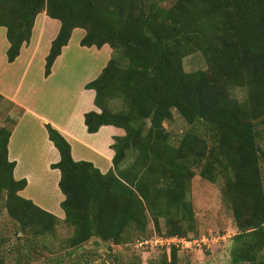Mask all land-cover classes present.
Returning a JSON list of instances; mask_svg holds the SVG:
<instances>
[{"label": "trees", "instance_id": "1", "mask_svg": "<svg viewBox=\"0 0 264 264\" xmlns=\"http://www.w3.org/2000/svg\"><path fill=\"white\" fill-rule=\"evenodd\" d=\"M43 12L60 22L46 77L76 29L86 32L82 47L113 50L86 85L100 112L85 114V124L90 134L103 126L125 131L114 138L113 169L104 174L75 161L69 142L46 126L60 153L52 168L61 173L64 223L73 230L67 249L127 244L128 230L144 235L150 222L158 236L188 237L195 231L189 193L198 173L224 182L223 201L238 230L232 263L264 264V0H0L9 63L31 41ZM195 53L207 69L189 73L184 59ZM234 88L245 89L246 98H234ZM174 111L189 125L178 146L165 127ZM10 136L0 129V204L35 252L59 219L19 194L27 181L14 178ZM166 251L162 264H179L177 249Z\"/></svg>", "mask_w": 264, "mask_h": 264}, {"label": "crops", "instance_id": "2", "mask_svg": "<svg viewBox=\"0 0 264 264\" xmlns=\"http://www.w3.org/2000/svg\"><path fill=\"white\" fill-rule=\"evenodd\" d=\"M49 20L46 12L37 17L31 41L22 47L20 56L13 63L7 59L6 29L0 27V95L3 102L11 106L7 121L15 123L9 128L8 144L9 161L16 163L14 178L27 181V187L19 194L65 219L61 208L65 196L59 188L61 173L52 168L60 161V153L49 140L46 126L51 125L69 142L75 161L91 162L104 174L113 166L115 152L111 147L114 138L125 136V131L103 126L97 133L90 134L85 124V114L100 112L94 103L95 91L87 89L86 85L99 76L112 58V49L107 56L105 48L108 45L102 49L91 47L92 50L81 47L80 42L86 34L84 30L77 44L72 45L74 31L51 75L46 77V58L60 30L58 24L51 25ZM50 26L56 29L49 30ZM74 49L85 51L96 60L105 59L106 63L99 72L96 70L94 78L85 77L90 70H85L86 67L82 70L83 77L76 75L81 67L72 61ZM67 57H70L69 61ZM98 65L95 64V68ZM3 127L7 128V125Z\"/></svg>", "mask_w": 264, "mask_h": 264}, {"label": "rangeland", "instance_id": "3", "mask_svg": "<svg viewBox=\"0 0 264 264\" xmlns=\"http://www.w3.org/2000/svg\"><path fill=\"white\" fill-rule=\"evenodd\" d=\"M171 4L168 3L166 6L170 7ZM49 21H51V25L58 24L60 26L56 20ZM53 29L56 27H49V30ZM83 33L84 31L81 29L75 30L72 45L77 44L78 38ZM84 48L92 50L89 47ZM105 50L108 56L111 48L108 47ZM74 52V57H71L72 61L81 67L79 74L76 73L78 77H83V69L86 67L85 70H90L84 76L94 78L96 70L99 72L101 66L106 63L103 57L101 60H96L94 56L80 49H74ZM69 59L70 57H67V61ZM95 64L99 65L95 68ZM184 68L189 73L206 70L207 63L200 53H195L184 59ZM231 92L233 97L240 101L246 98L245 89L234 88ZM120 106V101L112 104L114 109H119ZM10 111L11 106L1 101L0 128L7 125L9 129L15 124L7 121ZM165 127L175 146H178L182 137L189 130V125L177 111H174L173 120L167 122ZM223 185V181L212 184L201 178L198 173L193 178L189 199L195 212V231L186 237L184 243L177 249L179 264H233L230 250L233 245V237L238 233V230L231 210L223 201L221 192ZM56 217L58 218V216ZM58 219L59 225L55 234L46 238L42 237L36 244L35 252H31L26 237L20 233L18 224L8 216L3 201L0 204V259L3 260L2 264H17L18 260H21V263L18 264H162L164 254L167 252L166 248H155L152 245L139 246L140 241L152 240L158 235L152 222L149 223L144 235L137 236L133 229L128 230L127 235L132 238V241L127 244L96 246L93 242H89L79 249H67V241L72 237L73 230L64 223V219ZM194 241H198V244H194ZM204 242L207 243V246H204ZM261 255L264 258V252Z\"/></svg>", "mask_w": 264, "mask_h": 264}, {"label": "built area", "instance_id": "4", "mask_svg": "<svg viewBox=\"0 0 264 264\" xmlns=\"http://www.w3.org/2000/svg\"><path fill=\"white\" fill-rule=\"evenodd\" d=\"M186 238H178V237H162V236H155L152 240H142L139 243V246L142 247L143 245H152L159 248H166L167 250L171 249H179L180 245L184 243ZM194 244H198V241H194ZM204 246H207V243L204 242Z\"/></svg>", "mask_w": 264, "mask_h": 264}]
</instances>
